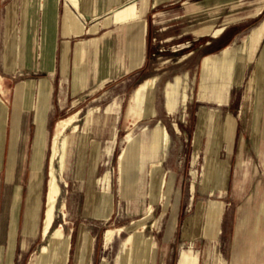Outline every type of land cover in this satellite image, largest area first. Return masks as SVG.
Instances as JSON below:
<instances>
[{
    "label": "rangeland",
    "instance_id": "obj_1",
    "mask_svg": "<svg viewBox=\"0 0 264 264\" xmlns=\"http://www.w3.org/2000/svg\"><path fill=\"white\" fill-rule=\"evenodd\" d=\"M8 1L0 2V76L8 91L7 96H0V105L11 108L15 86L29 77L23 68L29 61L28 53L33 56L32 51L35 48L34 44L23 43L24 27L17 20L19 54L14 58V64L10 65L12 58L7 57L4 24ZM253 1L255 0H179L163 8H153L150 2L146 5L143 3L142 6L137 5L142 18L148 24L147 67L141 78L130 83L121 95L124 103H121V116L117 125L118 137L107 161L111 173V188L108 187L110 192H106V182H101L98 192L104 195L101 198L103 200L97 202L90 213L86 212L89 214L85 217V190L83 188L79 194L74 192L69 180L72 165L69 163L73 162L76 140H81L82 143L88 136V143L92 145V142L98 140L102 126L106 123L97 122V117L106 115V107L113 101L121 102L112 96V91L121 87V81L107 86L106 89L111 92L104 93L106 99L100 102L103 104L90 99L74 101L52 124L53 140L55 123L67 119L81 109L77 122L78 130L73 131L71 128L68 131L70 141L66 167L63 177L59 176L61 196L56 201V220L47 240L41 236V226L47 210L46 193L48 169L53 155L52 140L51 143L49 141L45 154L37 156L39 169L34 168L35 156L31 152L26 154L23 166L21 165L22 170L25 169L22 171L23 176L26 173L21 180L22 185L20 181L8 185L9 143L5 135L0 139V264H66L67 253V264H178L179 258L180 264L182 256L186 258L190 252L191 260L194 257L193 252H198L199 264H204L206 244L201 236L198 241L193 239L195 227H198V232L201 233L204 225V218L199 220L197 226L194 223L198 206L206 200L204 215L212 204L220 203L218 201L224 203V211L239 210L252 195L259 193V190L264 192V84L258 92L255 86L248 88L256 75L259 62L264 60V40L253 60L246 64L241 83L221 90L217 84L218 77L214 82L211 81L207 96L201 93L204 84V75L201 74L202 61L208 55L221 54L220 51L230 45H233L232 48L236 51L242 45V40L246 39L251 31L259 28L257 25L264 20V11L258 18H244L229 25L217 39L210 36L197 37L195 30L211 24L219 29L225 17L232 14L244 15L252 8L250 3ZM234 3L243 5L233 10ZM193 4L206 10L218 6L222 8L215 17L207 13L196 15L188 10ZM180 45L186 47L175 52ZM40 46V51L43 47L46 49L42 42ZM186 54H189L188 58L181 61V57ZM184 73H188L190 78L185 93L186 99L183 96L176 112L170 114L163 94L165 84L176 75ZM155 76L160 79L150 91L145 120L134 128L130 123L127 124L125 131L123 113L127 112L126 104L131 92L144 80ZM241 78L242 74L238 70L234 80L238 82ZM134 93L136 96L137 92ZM217 97L222 99L219 101ZM155 108L157 116H152V110ZM111 110L112 113L116 112L114 108ZM202 110L205 123L198 125L201 117L199 113ZM94 114L95 120L91 124L87 115ZM131 128L132 132L129 134ZM165 129L168 131V139L162 137V131ZM198 129L202 131V137L196 139ZM230 129L235 130L231 142L229 190L221 195V198H218V194L204 195V188L215 186L219 180L218 167L214 165L210 154L219 152V163L228 160L227 143H222L221 135ZM98 141L100 145L103 142L102 139ZM123 154L126 158L122 162ZM205 160L209 169V178L206 181ZM242 161L250 165L239 166ZM57 168L60 169L58 163ZM167 171L170 172L169 180L172 186L168 189L169 184L164 181L162 191L161 178ZM102 173L104 175L105 172ZM193 184L195 192L191 193ZM91 193L93 192L91 191L88 197L90 204L93 202ZM177 195V225L169 236L172 205L176 203ZM63 204H66L67 223L62 214ZM219 213L216 207L214 227ZM135 237L147 247L145 260L140 259L139 246L132 249L131 240ZM149 242L152 245L148 244ZM224 249L220 247L213 257L222 259L225 255Z\"/></svg>",
    "mask_w": 264,
    "mask_h": 264
},
{
    "label": "crops",
    "instance_id": "obj_2",
    "mask_svg": "<svg viewBox=\"0 0 264 264\" xmlns=\"http://www.w3.org/2000/svg\"><path fill=\"white\" fill-rule=\"evenodd\" d=\"M149 2L153 8H163L173 5L179 2V0L8 1L4 24L7 41V57L12 58L10 65L14 64V58L19 54L17 20L24 27L23 43L34 44L35 48L32 51L34 53L33 56H29L28 53L27 58H29V61L25 63L23 68L25 74L29 77L25 81H22V83H18L12 92V107L9 108L0 105V139L4 138L5 135L9 143L7 173L10 182L8 185H12L10 183L17 181L21 182L23 177L26 176V173L24 176L22 173L25 169L23 168L24 170H22L21 168L26 154H30L31 152L35 156L36 164L34 168L36 170L39 169V158L37 156L45 154L49 141L51 143L52 140V124L63 114L66 108H70L74 101L79 100L86 101L90 99L91 101L100 103L106 99L104 93L107 92L108 94L109 91L111 92V90L106 89L107 86L111 83L121 81L120 88L112 89L113 98H118L121 102L113 101L110 103L106 107V115H100L97 117L98 120H96L97 122L106 123L105 126H102L101 133L97 137L98 140H103V142L101 141L102 144L100 145L98 140L92 142L93 145L89 144L88 136H86L85 141L83 140L82 143H80L81 140H77L76 144H74L73 162L69 163V165L72 164L69 180L73 185L74 192L77 191L79 194L83 188L85 190V217L95 207L97 202L103 200L101 198L104 195L98 192L101 182H106V192H110L108 187L111 188V173L108 170L107 161L114 150V145L118 137L117 125L120 121L121 107L124 103L121 95L125 93L124 90L130 83L141 78L147 67L148 24L142 18V14L138 11L137 5L142 6L143 3L146 5ZM242 5L243 3H234L232 9L234 10ZM250 6L252 8L244 15L232 14L231 16L225 17L219 29L215 28L214 24H211L195 30V35L200 38L210 36L213 39H217L229 25L237 23L244 18L255 19L263 14L264 0H255L250 3ZM221 8V6H218L214 9L210 8L206 10L193 4L188 7V10H191L196 15L207 13L209 16L215 17ZM257 26L259 28L251 31L250 35L242 40V45L236 51L232 48L233 45H230L222 49L219 55H208V57H205L201 66L202 76L205 73V61L209 58L220 57L221 62L223 59L231 61V67L229 70H226L224 67L223 71V65L221 66L220 62V76L217 81L219 88L226 90L241 83L246 64L250 60H253L264 40V20ZM10 42L11 46L8 45ZM41 42L46 45V49L44 50L43 47L40 51ZM249 46L251 47L250 50ZM179 47L175 52L184 49L186 46L180 45ZM247 52L248 54L246 55ZM188 56L189 54L182 56L181 61L187 59ZM238 70L241 72L242 78L238 82H235L234 77ZM179 76L187 81L185 92L183 88H178L176 78ZM159 79V76H155L151 79L144 80L131 92L126 104L128 106L127 112L123 113L125 131L127 124L134 120L133 117L128 116L130 107L135 103V97H133L135 96L134 92L138 93L141 88L140 86L146 83L150 85L153 82L154 88ZM189 81L188 73H184L183 75H176L165 84L163 94L166 108L168 105L165 94L167 85L171 83L176 90L174 98L171 101L173 111L170 112L167 109L170 114L176 112L179 100L183 96L186 99L185 93L189 86ZM150 91L145 93L147 99L144 106L145 116L137 125L132 126V128L139 126L146 118ZM217 103L222 104L223 102ZM111 108H114L116 112L112 113V110L110 111ZM77 111H81V109ZM156 113L155 108L152 110V116H157ZM199 115L201 117H199L198 125L201 123L204 124V111L202 110ZM87 117L90 118L88 122L92 124L95 120V114L87 115ZM56 124L53 128H55ZM234 130H227L221 135L222 143H227L228 160L225 163H221V161L219 163L217 159L219 152L217 154L216 152L210 154L214 165L218 167L219 180L215 186H206L208 188H204V195L205 193L209 196L218 194V198H221V195H224L229 190L231 179L230 154L232 151L231 142ZM164 131H167V129ZM201 137L202 131L198 129L195 138L199 139ZM206 160L207 172L204 181L209 178V169ZM249 165L248 162L243 163L242 161L239 163V166L246 167ZM102 172H105L104 175H102ZM169 173L167 171L161 178L160 189L162 191L164 190V181L169 184L168 189L172 186L169 180ZM149 177L151 176L149 175ZM22 183L23 181L21 185ZM31 183H33V180ZM32 185L36 186V184ZM91 191L93 192L91 193L93 195V202L90 204L88 197ZM194 192L195 184L191 188V193ZM176 198V203L172 205V218L168 229L169 236L177 225L179 195ZM218 202L220 203L212 204L208 212L206 211L204 215L205 204L207 202L206 200L203 201L198 206L197 215L194 218L196 226L199 220L204 218L201 233L198 232V227H195L193 231V239L198 241L201 236L206 244L204 247L206 253L204 264H264V192L259 190V193L252 195L245 201V206L239 210L224 211V203L221 201ZM214 206L218 207L220 213L217 217L214 230L210 231L209 218ZM43 220L44 218L42 219L41 236ZM155 245L157 251V243ZM220 247L225 248V255L222 259H216L213 257V254ZM146 248L143 244L142 246L139 245V256L142 260L146 259ZM193 254L194 257L192 256V260L191 252L186 258L182 256L180 264H199L198 252H193ZM67 260L68 253L66 264ZM179 261L180 258L178 264Z\"/></svg>",
    "mask_w": 264,
    "mask_h": 264
},
{
    "label": "bare ground",
    "instance_id": "obj_3",
    "mask_svg": "<svg viewBox=\"0 0 264 264\" xmlns=\"http://www.w3.org/2000/svg\"><path fill=\"white\" fill-rule=\"evenodd\" d=\"M11 46V42L8 44ZM12 52V50H11ZM11 59V57H9ZM220 57L216 58H209L204 63V84L201 87V93L203 96H207L210 88H211V81L214 82L215 79H217L220 76ZM223 65V71L224 67L227 70L229 66H231V61L228 59H223L221 62V66ZM149 81V80H148ZM4 80L0 76V96H7L8 91L4 87ZM176 82L178 84V88L184 90L187 87V81L183 79L182 77H177ZM264 84V61H260L258 65V70L256 72V75L254 78H252V82L249 85V89H252L254 86L256 90H260V88ZM150 87L148 83L143 84L140 86L139 92L135 96V103L130 107L128 116H131L134 118L133 121L130 122L131 126L137 125L140 120H142L145 116L144 106L147 102L145 93L149 92L153 89V82ZM175 88L174 86L169 83L166 87L165 94L168 100L167 109L172 112L173 106L171 104V101L174 98L175 94ZM217 99L220 101L222 98L217 97ZM2 102V101H1ZM81 114V111H77L74 114H72L67 119H62L56 122V126L54 129L53 134V155H51V161H50V169L48 174V191L46 195V204H47V210L45 212V220H44V226H43V238L47 240L51 234L53 223L56 220V201L61 196V186L59 183V176L61 175L63 177V172L66 167V157L68 152V144L70 141V135H68V131L72 128L73 131L78 130L79 126L77 125L78 118ZM132 128L130 129L129 134H131ZM162 137L168 139V132L162 131ZM77 141V140H76ZM168 145V142L166 143V146ZM126 158V155L123 154L121 156V161L123 162ZM57 163L60 166V169L57 168ZM160 165V164H158ZM156 165L153 166L155 168ZM210 174H212V169H210ZM211 176V175H210ZM212 181V180H211ZM211 184V183H210ZM164 188V187H163ZM66 204H63L62 206V214L65 217V223H67V212L65 211ZM215 215H216V206L212 208L210 212V218H209V230H214V221H215ZM63 228V227H62ZM145 243V242H144ZM147 243V242H146ZM131 244L133 245L132 249L138 248L139 245L143 244L140 241L137 240V238H132ZM148 244H151L149 242Z\"/></svg>",
    "mask_w": 264,
    "mask_h": 264
}]
</instances>
